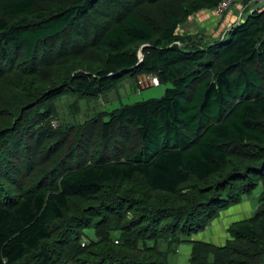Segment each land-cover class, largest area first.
Listing matches in <instances>:
<instances>
[{"label": "trees", "instance_id": "16d2710c", "mask_svg": "<svg viewBox=\"0 0 264 264\" xmlns=\"http://www.w3.org/2000/svg\"><path fill=\"white\" fill-rule=\"evenodd\" d=\"M223 1L0 0V264H176L185 241L264 264V4L179 33ZM144 74L162 98L52 129L58 100ZM257 190L223 244L197 235Z\"/></svg>", "mask_w": 264, "mask_h": 264}, {"label": "rangeland", "instance_id": "374dc122", "mask_svg": "<svg viewBox=\"0 0 264 264\" xmlns=\"http://www.w3.org/2000/svg\"><path fill=\"white\" fill-rule=\"evenodd\" d=\"M237 1L238 0H233L231 6H233ZM241 9L242 8L238 9V16L241 13L239 20H243L244 16L247 14V10L241 12ZM182 31H185L184 27L181 28L179 33L180 35H185ZM223 31H226V28L223 29L222 32ZM214 33L215 30H202L196 35V37H202L204 39L210 37L211 39ZM96 53H99V51L97 50L94 53L88 54V58ZM99 58L100 57L97 55L95 61L99 60ZM141 86H143V83L137 80L136 77L127 75L114 89L107 91L104 95L102 94L99 97L83 99L67 97L58 100L56 102V106L58 107L57 116L55 115L53 117L51 127L53 130H61L67 125L70 126L85 123L87 120L94 117L96 113L112 112L124 105H130L154 98L160 99L163 97L165 89L169 87L160 86L159 88H145L144 91L139 92ZM53 121H57V124H54ZM259 194L260 192L257 190L255 191V194L244 198L239 204L220 210L219 214L213 220L209 221L207 227H205L201 233H198L197 235H204L207 239H213V241L217 244H223L229 237L228 230L230 225L243 219L245 216L250 217L256 211L258 207ZM200 237L199 239H201ZM194 238H196V236H194ZM191 253L192 243L189 241L181 242L179 244L176 264H189Z\"/></svg>", "mask_w": 264, "mask_h": 264}, {"label": "crops", "instance_id": "0c3cea01", "mask_svg": "<svg viewBox=\"0 0 264 264\" xmlns=\"http://www.w3.org/2000/svg\"><path fill=\"white\" fill-rule=\"evenodd\" d=\"M247 5L246 0H238L233 6L229 8V10L223 14V16H218L216 14L215 10H207L203 12H199L192 18H190L182 27H184L185 35L188 36H196L200 33L202 30H215V33L211 37H207V39H204V42L211 43L214 40L223 37L224 34L228 31L234 23L239 21V10L241 9V12L245 10V7ZM238 17V18H237ZM245 17V16H244ZM237 19V21H236ZM226 28V31H223V29ZM222 34V35H221ZM219 35V36H218Z\"/></svg>", "mask_w": 264, "mask_h": 264}, {"label": "built area", "instance_id": "2783aa9c", "mask_svg": "<svg viewBox=\"0 0 264 264\" xmlns=\"http://www.w3.org/2000/svg\"><path fill=\"white\" fill-rule=\"evenodd\" d=\"M247 5L245 7V10H248L250 6H255L254 4H264V0H246ZM233 0H224L223 2L220 3L219 7L215 10L217 12V15L221 16L223 15L231 6ZM241 21V20H239ZM139 81L143 83L142 88L145 87H159L160 82L156 76L153 75H142L139 77ZM54 124H57V121H53Z\"/></svg>", "mask_w": 264, "mask_h": 264}, {"label": "water", "instance_id": "95a60500", "mask_svg": "<svg viewBox=\"0 0 264 264\" xmlns=\"http://www.w3.org/2000/svg\"><path fill=\"white\" fill-rule=\"evenodd\" d=\"M230 28H231V27H230ZM230 28H229L228 30H230ZM143 49H144V47L142 48V50H143ZM142 50H141V51H142ZM141 58L143 59V57H142V52H141Z\"/></svg>", "mask_w": 264, "mask_h": 264}]
</instances>
